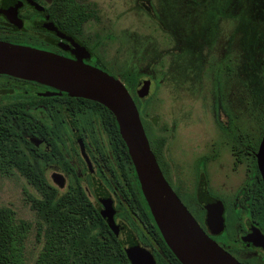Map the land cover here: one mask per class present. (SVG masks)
<instances>
[{
  "label": "flooded vegetation",
  "instance_id": "flooded-vegetation-1",
  "mask_svg": "<svg viewBox=\"0 0 264 264\" xmlns=\"http://www.w3.org/2000/svg\"><path fill=\"white\" fill-rule=\"evenodd\" d=\"M62 1L0 0V40L72 59L80 56L83 62L121 81L128 73L108 58L103 17L79 15L78 25L67 22ZM69 1L85 12L95 10L91 0ZM50 23L64 37L50 29ZM140 82H149L150 89L151 81L142 77H133L132 87L126 88L166 181L203 231L240 264H264V183L256 157L264 125L251 135L249 126L237 124L235 116L228 114L234 118L222 126L220 140L187 150L182 142L174 140L171 125L161 127L164 134L155 126L150 117L151 104L146 100L149 92L140 95L137 91ZM68 96L73 97L35 81L0 73V161L10 160L14 151L26 164L36 166L39 178L59 195L79 184L101 215L104 206L95 193L98 181L104 197L110 198L115 223L131 232L155 264H177L158 242L164 239L156 236L149 207L151 218L144 210L131 158L132 165L122 157L119 144L108 139L101 121L90 126L80 117L74 119L70 115L73 111L66 109ZM13 170L17 169L0 171V175H9ZM203 200L216 203L222 222L208 223Z\"/></svg>",
  "mask_w": 264,
  "mask_h": 264
},
{
  "label": "rangeland",
  "instance_id": "rangeland-1",
  "mask_svg": "<svg viewBox=\"0 0 264 264\" xmlns=\"http://www.w3.org/2000/svg\"><path fill=\"white\" fill-rule=\"evenodd\" d=\"M91 2L103 17L108 58L128 73L121 82L131 88L133 77L151 81L146 100L160 133L171 125L174 140L189 150L220 140L222 126L234 118L228 114L251 135L263 125L264 0ZM28 195L39 196L17 170L0 175V206L30 224L23 257L34 264L43 223Z\"/></svg>",
  "mask_w": 264,
  "mask_h": 264
},
{
  "label": "water",
  "instance_id": "water-1",
  "mask_svg": "<svg viewBox=\"0 0 264 264\" xmlns=\"http://www.w3.org/2000/svg\"><path fill=\"white\" fill-rule=\"evenodd\" d=\"M47 26L64 37L52 23ZM75 45L78 46L77 43ZM0 73L35 81L70 96L98 102L109 109L116 119L120 136L125 142L155 223L179 262L240 264L203 231L166 181L150 148L134 100L119 79L83 62L80 56L72 59L44 49L2 40ZM137 91L140 95H146L149 92V82H140ZM256 157L264 183V134ZM95 183V193L104 206L101 216L121 244L130 264H155L153 257L141 250L131 232L115 223L110 198L104 197V190L98 185V181ZM59 184L63 185V182L59 181ZM202 203L207 209V221L210 225L222 222L216 203L211 200H203Z\"/></svg>",
  "mask_w": 264,
  "mask_h": 264
},
{
  "label": "trees",
  "instance_id": "trees-1",
  "mask_svg": "<svg viewBox=\"0 0 264 264\" xmlns=\"http://www.w3.org/2000/svg\"><path fill=\"white\" fill-rule=\"evenodd\" d=\"M62 4L67 22L78 25L81 20L79 15H95L94 9L85 12L78 8L77 3L73 4L69 0L62 1ZM65 105L68 111H73L70 115L74 119L80 117L90 126L97 120L101 121L107 129L108 139L119 144L122 157L130 162L118 124L109 109L98 102L80 97L68 96ZM119 146L116 147L117 150L120 149ZM14 168L41 194V197L28 195L31 208L43 223V246L34 264H130L98 208L79 184L70 186L65 193L59 195L45 179L39 178L36 166L26 164L22 157L12 151L10 160L0 161V171L8 172ZM140 195L144 210L151 218L145 199L141 193ZM130 205L132 207L131 202ZM29 228L27 221L14 217L10 207L0 206V264H24V239ZM155 232L157 237H162L157 225ZM158 242L177 264H181L164 240Z\"/></svg>",
  "mask_w": 264,
  "mask_h": 264
}]
</instances>
